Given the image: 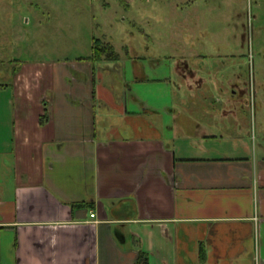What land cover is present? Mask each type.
<instances>
[{
  "label": "crops",
  "instance_id": "obj_1",
  "mask_svg": "<svg viewBox=\"0 0 264 264\" xmlns=\"http://www.w3.org/2000/svg\"><path fill=\"white\" fill-rule=\"evenodd\" d=\"M118 56L0 98V264H264V111L229 81L209 104L202 66Z\"/></svg>",
  "mask_w": 264,
  "mask_h": 264
},
{
  "label": "rangeland",
  "instance_id": "obj_2",
  "mask_svg": "<svg viewBox=\"0 0 264 264\" xmlns=\"http://www.w3.org/2000/svg\"><path fill=\"white\" fill-rule=\"evenodd\" d=\"M94 39L123 60H164L179 82L182 67L202 66L209 104L227 101L229 81L249 121L264 111V0H0V98L25 69L90 57Z\"/></svg>",
  "mask_w": 264,
  "mask_h": 264
},
{
  "label": "trees",
  "instance_id": "obj_3",
  "mask_svg": "<svg viewBox=\"0 0 264 264\" xmlns=\"http://www.w3.org/2000/svg\"><path fill=\"white\" fill-rule=\"evenodd\" d=\"M91 59L93 60H104V61H117L119 59L118 54L115 52L114 48L110 44H105L99 39L93 40V46H92V55ZM159 61V59H156ZM136 65V64H135ZM141 66V63L138 64ZM138 77V76H137ZM138 81H145L146 78L137 79ZM4 85H0L2 87Z\"/></svg>",
  "mask_w": 264,
  "mask_h": 264
},
{
  "label": "built area",
  "instance_id": "obj_4",
  "mask_svg": "<svg viewBox=\"0 0 264 264\" xmlns=\"http://www.w3.org/2000/svg\"><path fill=\"white\" fill-rule=\"evenodd\" d=\"M94 216H95V215H94L93 213L90 215L91 218H93Z\"/></svg>",
  "mask_w": 264,
  "mask_h": 264
}]
</instances>
